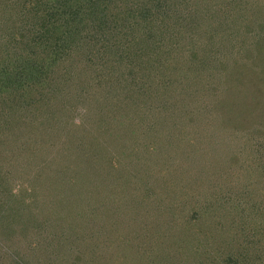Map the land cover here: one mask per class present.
<instances>
[{
    "label": "trees",
    "instance_id": "obj_1",
    "mask_svg": "<svg viewBox=\"0 0 264 264\" xmlns=\"http://www.w3.org/2000/svg\"><path fill=\"white\" fill-rule=\"evenodd\" d=\"M3 1L2 18L16 6ZM31 1L17 15L23 27L0 34V247L14 246L0 264H264V0ZM178 89L192 94L184 126L165 116ZM215 89L218 102L208 104L200 94ZM119 102L126 114L137 110L133 126L147 147L128 142L127 163L104 166L93 151L104 132L118 135V119L112 132L106 120ZM207 124L217 126L212 139ZM243 136L242 151L225 149L223 139ZM186 150L190 160H176ZM216 150L217 184L203 165ZM182 162L197 177L185 178L183 204L172 205L183 190L184 178L174 176ZM11 172L26 182L18 193ZM138 175L142 183L131 188ZM150 202L156 219L144 213ZM142 228L164 233L147 242ZM134 233L141 253L128 249L120 260V244L134 246Z\"/></svg>",
    "mask_w": 264,
    "mask_h": 264
},
{
    "label": "rangeland",
    "instance_id": "obj_2",
    "mask_svg": "<svg viewBox=\"0 0 264 264\" xmlns=\"http://www.w3.org/2000/svg\"><path fill=\"white\" fill-rule=\"evenodd\" d=\"M2 1V0H1ZM4 3H6V5L8 4V2H9V0H4L3 1ZM39 2V1H38ZM14 3H15V5L16 6H14V13H13V11H11L10 12V10H11V6H8V7H6L5 9H6V13H7V15H6V17H4V18H2V16L0 15V34L1 33H3L4 31H6L7 30V32H12V31H10V30H8V29H10V28H12L11 26H14L15 25V27H16V29H17V27H19L18 28V30H20L21 29V27H23V25H24V22H25V17H24V15L23 16H17V15H19L21 12H23L22 10H23V8H22V4L24 3L25 5H27V6H30V7H34L35 6V4H34V1L32 2L31 0H25V2H23V0H15L14 1ZM37 5H39V4H37ZM4 5L3 4H0V8H2ZM8 9H10L9 11H8ZM9 19H10V21H9ZM3 21V22H2ZM1 25H3L4 27H5V29L4 28H2L3 26H1ZM26 26V25H25ZM4 29V30H3ZM24 32V31H23ZM14 33V32H13ZM11 34V33H10ZM10 34L9 35H7V37L6 38H8L9 36H10ZM54 35L56 36V42H58V44L60 45L59 47H60V50L62 49V45H63V38H64V34H63V32H61V30H57V31H55V33H54ZM28 37V36H27ZM30 37V36H29ZM28 37V39H30ZM5 39H3L2 41H4ZM1 41V42H2ZM45 42L47 41H49V40H47V39H45L44 40ZM48 43H50V41L48 42ZM18 46V45H17ZM20 47V46H19ZM0 51H2V47H0ZM17 53H19V52H17ZM76 53V52H75ZM149 86V85H148ZM179 91V93L181 94L180 95V97H179V95H178V100H174V101H171V102H166V105H167V107L169 108H167L168 109V111H166V115L165 116H168V115H173V120L172 121H174V122H172L173 123V125H177V124H181V126H184L185 125V123L187 122V119H189L190 117H189V115H192L191 114V111H190V109H192V108H194V107H189V97H191L192 96V94H188V93H186L184 90L182 91V92H180V90L178 89L177 90V92ZM217 89H215V90H212V91H206V92H204L203 94H200V95H204V97L206 96V97H208V98H210V99H213V100H211L212 102H210V103H208V104H211V103H216V102H218V100L216 99V98H218V97H216L215 98V94H217ZM209 94V95H208ZM136 95H137V93H136ZM138 96V95H137ZM142 98V97H141ZM158 98H155V100H154V103H153V105H152V107L150 108V105H149V111H151V113L153 114V113H156L157 111H158V107H157V105H158V103L157 102H155L156 100H157ZM210 101V100H209ZM146 103H143V105H145ZM205 101L203 102V103H201V104H199L200 105V107H202V109L203 110H206L205 108H209L208 105ZM123 107H124V105L123 104H120V102H119V104H118V106L116 107V109H115V111H114V115L113 114H111V115H108V117H107V122L109 123V125L108 126H110V125H113L112 124V122L114 123V121H112V118H115L116 117V120L118 119H120V117H121V119L123 120V121H120V122H118V120L116 121V125H115V128H114V130H112V131H115L116 130V133H118V135H113V137L112 136H107L106 134V132H104V134L101 136V138H100V143H98L97 144V148H94V151H93V154H94V159H97L98 161H100L101 162V164H104V166H108L109 164L110 165H112V164H116V162L118 163L119 161H122L123 160V163H127L126 162V160H127V158L126 157H124V155H123V146H125L128 142H129V144L130 143H133V141H136V142H139L140 144L141 143H143V144H141V146H142V148H145V147H147V145H146V143H147V139H143L141 136H139L138 134V130L136 129V127L135 126H133L134 124H135V122H136V120L138 119V116H137V110L136 111H132V112H130V113H125V111H123ZM145 107V106H144ZM114 108H115V106H114ZM147 110V111H148ZM174 110H176L177 112H175ZM104 112V111H103ZM105 114H106V116H107V114H110V112H105ZM126 114V115H125ZM152 114H150V116H152V118H153V115ZM105 116V115H104ZM144 116H145V114H144ZM143 116V117H144ZM124 118V119H123ZM78 119H79V117H76L75 119H74V122L75 121H78ZM147 119H149V118H147ZM98 120V119H97ZM97 120H95V121H97ZM177 122V123H176ZM165 125L169 128V126H168V121L165 123ZM70 126V125H69ZM207 126H208V128L207 127H205L206 129H211L212 128V131H214V129H215V127H217V126H214V124L213 125H208L207 124ZM111 128L110 129H108V130H110L111 131V129H112V127L113 126H110ZM216 130H217V128L215 129V131L213 132V133H210V135L209 134H206V135H209L210 137V139H212L213 137H215V135H212V134H216V133H218V132H216ZM111 131V132H112ZM211 131V130H210ZM190 133L191 134H193L194 133V131L193 132H191L190 131ZM233 133H237V132H234L233 131ZM203 135H205V134H203ZM205 135V136H206ZM232 137V135H231V133L230 134H228L226 137ZM251 136H252V133H251ZM254 136V135H253ZM139 138V137H141V138H139L140 140H137L136 138ZM204 138H206V137H204ZM236 140V142H234V141H232V139L230 140V138H225V139H223L222 141H223V143L224 144H227V146L228 147H230V148H225V149H227V151H229L231 154H234V153H236V152H240V151H242L241 149L242 148H238L239 147V145H240V143H242V142H245V141H247V140H249L248 138H246L245 136H243V137H241V139H238V138H236L235 139ZM204 141H206L205 139H197L196 140V143H199V144H201V146H203L204 144ZM196 143L195 144H193L194 146H196ZM250 143H251V141H250ZM231 145H233V147L231 146ZM237 146V148H234V147H236ZM247 148H249V147H247ZM195 149H198L197 148V146H196V148ZM206 149H208V147L206 148ZM210 149H208V150H205V149H203V148H200V152L202 151H209ZM79 153H80V148H79ZM189 153V150H186V151H183V152H181V154H180V156H178V157H176V160H184V159H187V161L188 160H190V155L188 154ZM207 154H210V155H206V156H204L203 158L204 159H206V160H204L203 161V165H207V166H209V176H210V179L212 180V183H215V184H217V183H219L220 181H221V179H222V177H223V174H222V172H221V170H219V169H216L215 168V165L219 162V154H220V151L219 150H216V151H214V152H206ZM194 154L195 155H198V150H194ZM156 155H159V157L161 158L162 157V155L159 153V152H156ZM164 155V154H163ZM152 156V155H151ZM154 159H156V158H154ZM132 160V159H131ZM95 161V160H94ZM190 163V162H189ZM181 165H179V166H181V167H179L177 170H176V172H175V175L174 176H176V177H178V178H180V179H182V178H184V179H182L183 180V182L181 183L182 184V186H183V190H182V192L181 193H178L177 192V195H180L178 198H181V199H178V201H177V195L176 194H174L173 196H172V198L174 199V203H172V205H174V204H176V203H179V200H182V203H179V204H183V201H184V199L181 197V196H183L184 197V195H182V193L185 191V189H186V187H187V185L184 183V182H187L188 180H185V178H192V177H197L196 175H194V174H192V175H188V173H189V171H188V169L186 168V169H184L183 167H184V162H182V163H180ZM131 165H133V162H131ZM136 166H137V164H135ZM181 170V171H180ZM148 171H150L151 173H150V176H151V178H150V181H149V186L151 187V188H153V190H155L156 191V185L157 184H155L154 186H152L153 184H154V182H155V176H154V173H153V171L150 169V170H148ZM15 172H17L16 170H15ZM82 172H83V174L84 175H88V176H91V181H93L94 182V180H99V178H94L93 177V174H91V172H88V171H86L85 170V168L84 169H82ZM13 174V175H12ZM8 175H11V177H12V179H13V188H14V191L15 192H20L21 191V188L23 187V186H25V181L24 180H22V182L18 179V175L17 174H15V173H10V174H8ZM152 175L154 176V178L152 177ZM188 175V176H187ZM99 176V175H98ZM136 180H137V178H136ZM140 183H142V179H141V176L140 175H138V181L136 182H134V181H132V187L131 188H139V186H138V184H140ZM183 183H184V185H183ZM159 184V183H158ZM219 186V185H218ZM166 187H170L169 185H166ZM214 188H216L215 186H213ZM80 188H82L81 187V184H78V185H76L71 191L72 192H74V194H73V197L74 196H76V195H78L79 194V192H80ZM79 190V191H78ZM211 190H214L213 188H211ZM242 190H244V189H242ZM56 192H58L57 190H56ZM200 192H202V191H200ZM41 195V194H40ZM87 195V191L85 192L84 191V195L83 196H85V197H83V198H81V199H83L84 201H86V203H84V205L85 204H88V202H87V199H88V196H86ZM208 195H209V193H208ZM43 196L44 197H46V196H49V198H51V197H53V191L52 192H50V190H45L44 191V193H43ZM163 197H165L164 195H162ZM6 197V196H5ZM54 197H55V195H54ZM200 197H202V196H200ZM80 199V200H81ZM95 200H98V203L101 201V194H98V195H96V198H94ZM41 200V202L43 201V198L42 199H40ZM56 200V199H55ZM57 201H58V199H57ZM60 201V200H59ZM44 202H48V200H44ZM52 202V207H53V210H55L54 212H57V209L58 208H56V207H54V205H56L55 203L56 202H54V201H51ZM79 202V201H78ZM196 204H197V202L196 201H194ZM186 202L184 203V209H188L189 210V208H188V205L186 206ZM150 205H152V202H150V203H148L147 204V206L144 208V213H146L147 214V217L149 218V217H151V219H156V217H158L157 216V214L156 215H153L154 213L153 212H155L156 211V208H155V206L154 207H150ZM166 205H168V196H167V198H166ZM171 204H170V206L169 207H171L172 206ZM168 207V206H167ZM44 207H42V209H43ZM45 209V208H44ZM191 213V212H190ZM87 215H88V213H87ZM158 215H159V213H158ZM186 216H188V215H186ZM166 220H167V222L169 223V219H167L166 218ZM171 221V220H170ZM86 222H88V220H87V218H86ZM174 224V223H173ZM180 224V223H179ZM178 224V225H179ZM134 230V229H133ZM142 230H143V232L145 231L146 232V235L148 236V238H147V242H151V240H153L154 239V241L153 242H157V240L156 239H160L158 236L160 235V234H163L164 232H158L157 234H156V236H154L153 235V233H155L154 232V229L153 228H150V229H147V228H145V229H141V232H142ZM163 231V230H162ZM165 232H166V230H165ZM22 234V233H21ZM134 235H135V233H134ZM108 235H102V236H99V235H96V240H95V242L96 241H99V242H101V240H106V239H109L108 237H107ZM25 237V235L24 234H22V235H20V238H19V243L18 244H20V245H25V244H27L28 243V240H26V237ZM122 237V236H121ZM120 237V239H122ZM130 241H132L133 242V244H135L134 246H132V247H130V245H127V246H125L123 243L122 244H120V250L122 251V253H120V252H118L117 253V256L116 257H118L119 256V259L120 260H128L129 259V256L128 255H125V253L127 252V250L129 249V251L133 254H135V253H137V254H135V255H138V254H140L141 253V251H140V249H138L137 248V245H138V241L140 240V238L138 237V235H135V237H133V236H131L130 238ZM4 240V239H3ZM37 240H40V239H37ZM110 240V239H109ZM39 242V241H38ZM106 242L108 243V240H106ZM6 244V243H5ZM8 244V243H7ZM7 244H6V246H7ZM122 245V246H121ZM4 247L3 245H2V247H0V263H3V262H5L4 261V259H2V256H3V258L5 257V254H6V249H7V251L9 252V247H10V252L13 250L11 247H14V246H7V247ZM17 242L15 241V248H17ZM89 250V249H88ZM12 253V252H11ZM107 253V250L105 249V250H103L102 251V254H104V257H105V254ZM108 257V256H107Z\"/></svg>",
    "mask_w": 264,
    "mask_h": 264
}]
</instances>
